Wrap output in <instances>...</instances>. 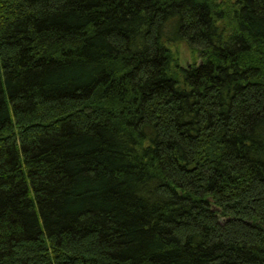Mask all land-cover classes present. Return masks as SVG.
Returning a JSON list of instances; mask_svg holds the SVG:
<instances>
[{"label":"trees","instance_id":"trees-1","mask_svg":"<svg viewBox=\"0 0 264 264\" xmlns=\"http://www.w3.org/2000/svg\"><path fill=\"white\" fill-rule=\"evenodd\" d=\"M0 264H264V0H0Z\"/></svg>","mask_w":264,"mask_h":264},{"label":"rangeland","instance_id":"rangeland-1","mask_svg":"<svg viewBox=\"0 0 264 264\" xmlns=\"http://www.w3.org/2000/svg\"><path fill=\"white\" fill-rule=\"evenodd\" d=\"M178 50L180 60H182L183 63L192 61L190 51L185 44H180Z\"/></svg>","mask_w":264,"mask_h":264}]
</instances>
